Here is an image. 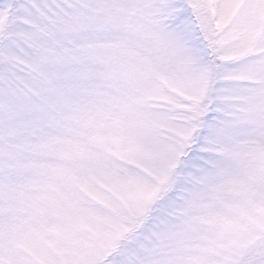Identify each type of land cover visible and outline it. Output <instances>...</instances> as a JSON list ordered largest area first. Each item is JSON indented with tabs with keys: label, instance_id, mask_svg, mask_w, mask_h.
<instances>
[{
	"label": "snow or ice",
	"instance_id": "obj_1",
	"mask_svg": "<svg viewBox=\"0 0 264 264\" xmlns=\"http://www.w3.org/2000/svg\"><path fill=\"white\" fill-rule=\"evenodd\" d=\"M0 264H264V0H0Z\"/></svg>",
	"mask_w": 264,
	"mask_h": 264
}]
</instances>
